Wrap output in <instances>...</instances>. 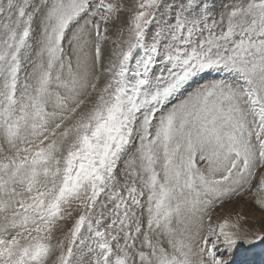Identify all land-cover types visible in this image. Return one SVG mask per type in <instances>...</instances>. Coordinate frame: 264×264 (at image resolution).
Wrapping results in <instances>:
<instances>
[{"label": "snow or ice", "instance_id": "6c2138e0", "mask_svg": "<svg viewBox=\"0 0 264 264\" xmlns=\"http://www.w3.org/2000/svg\"><path fill=\"white\" fill-rule=\"evenodd\" d=\"M217 3L0 0V264L264 245V0Z\"/></svg>", "mask_w": 264, "mask_h": 264}, {"label": "rangeland", "instance_id": "374dc122", "mask_svg": "<svg viewBox=\"0 0 264 264\" xmlns=\"http://www.w3.org/2000/svg\"><path fill=\"white\" fill-rule=\"evenodd\" d=\"M229 2H231V0H218L217 8L219 9L222 5ZM112 38L114 39V37ZM107 47H111V40L109 41ZM213 78L214 77L212 76H206L204 81L201 82H205ZM236 213L243 214L250 219H259L262 215L258 207L254 204L252 195L250 193L249 195L233 199L232 201L226 203L224 209L219 211L218 215L231 214L234 216ZM242 250L237 253V264H240V261H245L246 264H264V245H259L255 249L251 250H243L244 252ZM240 257L242 260L239 259Z\"/></svg>", "mask_w": 264, "mask_h": 264}, {"label": "bare ground", "instance_id": "6f19581e", "mask_svg": "<svg viewBox=\"0 0 264 264\" xmlns=\"http://www.w3.org/2000/svg\"><path fill=\"white\" fill-rule=\"evenodd\" d=\"M247 195H249V194H247ZM243 250H244V249H243ZM243 250H242V251H243ZM243 252H244V251H243ZM239 259H241V257H240ZM239 259H238V260H239ZM245 259H246V258H245ZM241 260H242V259H241Z\"/></svg>", "mask_w": 264, "mask_h": 264}]
</instances>
